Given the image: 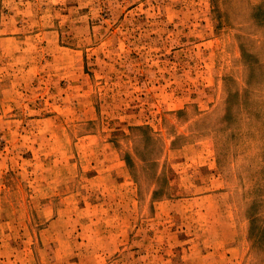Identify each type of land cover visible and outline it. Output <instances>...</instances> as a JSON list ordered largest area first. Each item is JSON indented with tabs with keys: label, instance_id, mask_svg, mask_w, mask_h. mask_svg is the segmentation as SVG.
Wrapping results in <instances>:
<instances>
[{
	"label": "rangeland",
	"instance_id": "rangeland-1",
	"mask_svg": "<svg viewBox=\"0 0 264 264\" xmlns=\"http://www.w3.org/2000/svg\"><path fill=\"white\" fill-rule=\"evenodd\" d=\"M0 264H264V0H0Z\"/></svg>",
	"mask_w": 264,
	"mask_h": 264
}]
</instances>
